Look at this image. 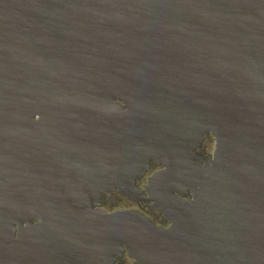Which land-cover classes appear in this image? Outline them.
I'll return each mask as SVG.
<instances>
[{"label":"water","instance_id":"95a60500","mask_svg":"<svg viewBox=\"0 0 264 264\" xmlns=\"http://www.w3.org/2000/svg\"><path fill=\"white\" fill-rule=\"evenodd\" d=\"M124 252L264 264V0H0V264Z\"/></svg>","mask_w":264,"mask_h":264},{"label":"flooded vegetation","instance_id":"af4514ba","mask_svg":"<svg viewBox=\"0 0 264 264\" xmlns=\"http://www.w3.org/2000/svg\"><path fill=\"white\" fill-rule=\"evenodd\" d=\"M214 147V138L212 136H208L200 145L199 148L196 149V154L204 157L205 159L209 158L213 154ZM161 168L157 167L153 162H150V169L140 180L136 181V186L140 189H144V187L148 184V178L155 172L159 171ZM122 208H131L135 210H139L146 214L154 224L158 226H168V220H165L163 212H159L156 209L152 208L151 201L145 200H135L130 197H126L121 195L119 191L114 190L111 192L110 196L103 195L101 209L106 211H114L121 210ZM114 264H133V260L128 257L127 253L121 257H117Z\"/></svg>","mask_w":264,"mask_h":264}]
</instances>
